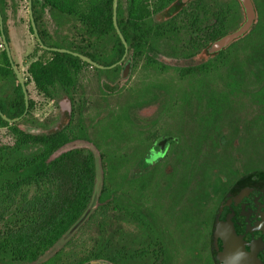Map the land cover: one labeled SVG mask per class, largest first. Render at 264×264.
<instances>
[{
  "label": "flooded vegetation",
  "instance_id": "obj_1",
  "mask_svg": "<svg viewBox=\"0 0 264 264\" xmlns=\"http://www.w3.org/2000/svg\"><path fill=\"white\" fill-rule=\"evenodd\" d=\"M251 1L252 28L220 50L213 45L247 20L240 0L163 5L135 35L140 47L116 29L123 54L100 74L95 95L112 100V112L83 83L52 101L69 107L50 128H65L69 146L90 144L100 155L107 137L113 196L146 204L96 208L81 235L85 253L95 244L97 257L84 264H264V0ZM79 149L95 159L90 148L69 151ZM67 243L55 251L74 252L61 261L77 264L83 257Z\"/></svg>",
  "mask_w": 264,
  "mask_h": 264
},
{
  "label": "trees",
  "instance_id": "obj_2",
  "mask_svg": "<svg viewBox=\"0 0 264 264\" xmlns=\"http://www.w3.org/2000/svg\"><path fill=\"white\" fill-rule=\"evenodd\" d=\"M156 1L159 3L153 8L149 0H119L118 26L130 47L142 46H138L139 39L135 35L145 33L152 11L159 12L163 5L176 0ZM22 3L29 6V0H0L4 34L10 48L9 23L17 17ZM113 4L114 0H32V12L44 45L75 51L109 67L116 63L124 50L114 25ZM131 23L135 27L132 28ZM29 30L35 37L31 20ZM35 40L36 47L29 56L25 79L27 88L33 84L44 101H55L64 96L65 91L82 87L81 69L84 66L98 78L104 72L115 70L104 71L70 54L48 51L36 37ZM117 48L120 49L119 55ZM104 103L101 107L112 112ZM36 106L30 98L29 112L16 123L7 122L0 114V131L4 132L0 138V264H67L61 258L74 255V252H57L54 247L88 209L95 190L93 154L79 149L57 155L69 144L68 132L65 128L54 130L37 119L34 114ZM80 106L81 103H74L73 111ZM0 110L10 119L18 118L25 111L24 92L8 57L1 29ZM24 127L39 128L42 132L31 134ZM120 151V159H126L127 149L121 146ZM101 160L104 179L97 208L146 206L138 200L142 204L134 205L126 193L120 202L113 196L115 149L105 136ZM122 175L128 176L127 171ZM89 222H85L79 229L81 231L67 243L72 249L77 246L76 256L83 257L77 264L97 257L95 244L86 254L82 243V230L87 223L90 225ZM98 229L93 224L90 230L95 242ZM51 251L54 252L52 256Z\"/></svg>",
  "mask_w": 264,
  "mask_h": 264
},
{
  "label": "water",
  "instance_id": "obj_3",
  "mask_svg": "<svg viewBox=\"0 0 264 264\" xmlns=\"http://www.w3.org/2000/svg\"><path fill=\"white\" fill-rule=\"evenodd\" d=\"M243 4V7L245 8V12H246V17L247 20L246 22L240 27V29L238 31H236L235 33L219 40L218 42H216L213 45V48L216 50H220L226 46H228L235 38H238L240 36H243L245 33H247L253 26L255 19H256V11L254 8V5L252 3L251 0H240ZM118 2L119 0H114V25L116 27V29L118 30V32H120L119 26H118V21H117V8H118ZM28 12H29V16H30V20L32 23V27H33V31L35 34V37L37 38L38 42L41 44V46L51 52H56V53H66V54H70L72 56H75L79 59H81L82 61L89 63L91 65H93L94 67L98 68V69H112L114 68L117 64H114L112 66L109 67H105L102 66L98 63H96L94 60H92L91 58L84 56L80 53H77L75 51L72 50H68V49H61V48H53V47H48L46 45H44L42 43V40L40 38L38 29L36 27V24L34 22L33 19V12H32V0H29V6H28ZM0 29L2 31V35H3V40H4V44L6 47V51L8 54V57L10 59V62L12 64L13 70L15 72V75L19 81V84L21 85L23 92H24V99H25V111L24 113L19 116L18 118L15 119H10L8 117H6L2 111L0 110V114L2 115L3 119L6 120L9 123H16L21 121L29 112V108H30V96H29V91L26 85V79L22 73V71L20 70V67L15 64L12 54H11V50L8 44V41L6 39V36L4 34V22H3V17H2V13L0 10ZM121 35V33H120ZM122 37V35H121ZM123 43L126 47V52H127V42L124 40V38L122 37ZM25 130L28 133L31 134H40L42 131L39 128H34V127H24ZM81 143H79L80 145ZM87 146L88 148L92 149L94 155H95V162H96V184H95V190H94V194L91 200V203L88 207V209L84 212V214L82 215V217L71 227V229L68 231V233L55 245V249H59L62 246H64L73 236L74 234L80 229V227L87 221V219L89 218V216L95 211V209L98 207V202H99V197L103 188V171H102V160H101V155L98 152V150L95 149L94 146L90 145V144H86V143H82V146ZM73 147L72 146H65L64 148H62L57 155H60L64 152H67L69 150H71ZM56 155V156H57ZM93 264H98V263H93Z\"/></svg>",
  "mask_w": 264,
  "mask_h": 264
},
{
  "label": "rangeland",
  "instance_id": "obj_4",
  "mask_svg": "<svg viewBox=\"0 0 264 264\" xmlns=\"http://www.w3.org/2000/svg\"><path fill=\"white\" fill-rule=\"evenodd\" d=\"M29 22L30 17L28 14V6L22 3L20 4L17 17L10 21L9 28L11 36V54L15 64L20 67L24 77H26L27 66L30 62L29 56L33 53L36 47L35 37L29 30ZM83 79V85H87L89 91H91L90 94L91 97H94L93 99L95 105H103L102 102H100L101 100L95 97V95L99 92L98 90L101 89L100 84L97 82L99 80L98 75H96V73H94L90 68H86ZM28 91L30 98L33 99L37 104L36 110L34 112L35 117L42 122H46L50 127L55 126L60 118L61 110H65L69 106H66L64 102H61L60 106H56V104L52 101H44L42 97H39V95L36 93L33 84L28 86ZM104 104H109V107H111L113 103L112 100H109ZM3 133L4 132L0 131V138ZM81 144L79 145V143H77L76 146L72 147L88 148L85 145L81 147Z\"/></svg>",
  "mask_w": 264,
  "mask_h": 264
}]
</instances>
